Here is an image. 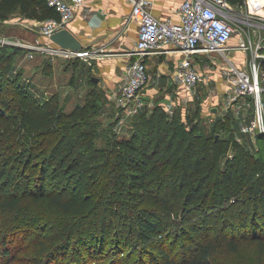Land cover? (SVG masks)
Here are the masks:
<instances>
[{
	"label": "trees",
	"instance_id": "trees-1",
	"mask_svg": "<svg viewBox=\"0 0 264 264\" xmlns=\"http://www.w3.org/2000/svg\"><path fill=\"white\" fill-rule=\"evenodd\" d=\"M248 2L263 14L264 0ZM14 10L30 20L58 17L45 0H0V23ZM21 51L7 46L0 57V264H97L110 236L117 245L110 263L126 264L119 255H133L131 235L137 264H213L205 216L202 225L179 229L185 246L173 252L169 234L180 202L186 212L206 204L219 212L241 208L243 230L234 236L264 249V146L206 136L189 114H169L159 104L133 115L127 138H106L97 120L102 99L66 113L57 99L39 102L18 88L9 74ZM218 121L236 124L229 115ZM232 132L239 135L237 124ZM128 196L146 204L133 207ZM19 236L29 244L16 257ZM223 239L236 250L235 238Z\"/></svg>",
	"mask_w": 264,
	"mask_h": 264
},
{
	"label": "built area",
	"instance_id": "built-area-1",
	"mask_svg": "<svg viewBox=\"0 0 264 264\" xmlns=\"http://www.w3.org/2000/svg\"><path fill=\"white\" fill-rule=\"evenodd\" d=\"M45 1L58 17L41 21L24 18L22 24L36 37L27 40L0 36V57L2 49L7 46L23 50L27 60L41 55L50 63L56 59L89 61L102 55L99 49L72 50L50 41L53 33L68 27L85 0ZM127 1L131 4V11L125 23L137 24V40L134 48L126 54L134 58L121 85L110 96L121 108L123 117L135 115L145 105L140 92L148 81L147 56L183 55L174 69L173 80L190 96L195 94L198 86H206L210 81V76L196 61V57L203 56L212 63L211 68L218 65L217 58L221 60L219 73L225 82L222 116L229 115L238 131L254 140L258 135H264V36L260 31L257 33L262 25L255 21L262 19L264 14H254L248 0L245 9L229 0H182L172 9L176 19H159L151 12L148 0ZM235 35L237 40L231 43ZM236 54L240 55L239 59ZM17 71L13 68L11 74ZM165 109L172 114L169 108ZM236 138L242 142L240 137Z\"/></svg>",
	"mask_w": 264,
	"mask_h": 264
},
{
	"label": "rangeland",
	"instance_id": "rangeland-1",
	"mask_svg": "<svg viewBox=\"0 0 264 264\" xmlns=\"http://www.w3.org/2000/svg\"><path fill=\"white\" fill-rule=\"evenodd\" d=\"M245 1L246 0L238 2L243 9L246 7ZM7 20L9 23H0L1 37L27 40H32L36 37L34 32H31L24 27L22 24L24 17L18 12V10H14ZM255 21L262 25L261 29H257V33L260 31L262 34L261 36H264V17ZM234 39H236V35L234 36ZM19 50L21 51V49ZM79 61L71 64L62 59H56L50 63L41 55H36L34 59L27 60L24 57V52L22 50L14 56L10 63L11 70L17 68V73L11 74L10 72L9 75L23 93L28 92L27 94L35 97L39 102H45L49 99L55 98L59 103V107L66 113L70 112L77 105H84L85 103L89 105L93 98L98 97L102 99L104 108L100 111L97 120L102 126L103 133L106 134V138L108 136H114L112 133L116 134L117 138H127L131 128V121L136 116L123 117L124 114H122L121 108H119L106 93H100L99 89L91 84L90 77L92 72L90 71L88 75L85 76L81 65H78L80 63ZM216 62L218 65L213 67L214 72L212 73L208 84L206 86H198L193 96L188 95L186 92H181L178 96L172 94L173 90L177 89L176 86L173 84L170 85V82L167 79L168 77L156 74L157 65L152 68L148 67V86L147 84L145 86H147V88L154 87L155 90L157 89V92L154 94L149 93L153 94L152 101L145 104V111L149 112L155 104H159L164 108H169L172 113L175 111L181 114L182 117L189 114L194 121L200 122L206 136L221 138H229L231 136L235 139H237L236 137H240L243 139L241 140L244 142V145L248 148H252V150L263 147L264 143L260 140L256 141L251 139V141L255 143L249 141L250 139H247V134L240 132H238V136L233 134L232 130H235L236 124L230 122L229 125L228 123L218 121L220 118L223 119L224 117L222 116L224 113L221 111V108L225 86L223 87V85H220L217 76V70L221 60L217 58ZM74 64L77 65L74 66ZM110 124H112L111 128L109 127ZM102 140V137L96 140L97 147L102 146ZM132 192H135V190H132ZM169 196L171 195H168L167 197ZM127 198H133L130 201V204L133 207L146 204L141 198H135L134 196H128ZM172 200L174 201L175 199L172 197ZM178 204L179 208L177 211L178 214L175 216L174 229L170 231L169 234V242H172L174 246L173 252H181L182 246H185L184 242L187 238L185 235L186 233H181V230L179 229L183 226L187 227L191 223L200 226L203 224V216H205L208 228L212 226L210 236L216 244V249L212 257L213 264H264V249H260L255 242H251L248 239L240 241L234 236L237 232L243 230L241 222L245 217V212L242 211L241 208L236 209L235 207H228V209H226L225 207L222 212H219L215 209H207L209 204H206L204 207H201L204 210L197 209L192 210L191 212H186L183 210V202ZM252 210L249 212L248 217L253 215ZM51 214L59 215L61 212L57 209H53L51 210ZM125 233L128 234L127 231H125ZM224 237L227 239L235 238L238 241L235 251L229 250L224 245ZM130 239L133 244V255L129 259H125V257L121 255H119V258H122L120 259L121 261H126V264H137L136 260L139 250L137 240L132 235L130 236ZM18 240L20 251L17 252L16 257L22 256L24 249L26 248L25 245L27 246L29 244L23 241L24 239L22 236H19ZM114 240L115 238L113 236L108 237L106 248L102 253L103 258L98 260L97 264H112L110 263V260L114 259L115 255L111 250L117 247ZM167 245H169V243H167ZM127 252H129L128 249H126V253ZM144 257L145 256H143V258ZM15 263L16 262L10 264Z\"/></svg>",
	"mask_w": 264,
	"mask_h": 264
},
{
	"label": "crops",
	"instance_id": "crops-1",
	"mask_svg": "<svg viewBox=\"0 0 264 264\" xmlns=\"http://www.w3.org/2000/svg\"><path fill=\"white\" fill-rule=\"evenodd\" d=\"M148 1L150 2L151 12L159 19L168 17L176 19L172 9L178 7L182 2V0ZM130 11L131 4L127 0H85L83 8L78 10L67 27L79 39L83 49L101 50L102 55L96 58L89 61H76L80 62L78 65H81L85 76L90 71L92 72L90 78L98 79V82L94 83L96 88L106 93L109 98L111 93L121 85L127 67L134 58V56L130 57L126 54L134 48L137 40V24L132 21L125 23V18L129 16ZM40 39L46 41L44 38ZM236 40L237 37L234 39L233 36L231 43H235ZM183 57L181 54H168V56L153 54L145 58L147 69L157 65L156 74L168 77L170 85L176 86L177 89L173 90L172 94L177 96L181 92H185V89L173 80V72ZM236 58L239 59L240 55L236 54ZM76 61L70 63L73 64ZM196 61H198L202 70L211 77L214 72L213 68L210 67L212 63L208 62V59L203 56L196 57ZM76 65L74 64V66ZM217 71L220 85L224 87L225 82L219 73V68ZM147 86L142 88L140 95L145 102L150 103L152 95L157 92V89L155 90L154 87L147 88ZM247 139L251 141L253 138L248 136Z\"/></svg>",
	"mask_w": 264,
	"mask_h": 264
},
{
	"label": "water",
	"instance_id": "water-1",
	"mask_svg": "<svg viewBox=\"0 0 264 264\" xmlns=\"http://www.w3.org/2000/svg\"><path fill=\"white\" fill-rule=\"evenodd\" d=\"M50 41L63 48L78 50L82 49V44L78 38H76L67 28L59 30L50 36ZM94 83L98 82V79H91ZM261 135H258V137Z\"/></svg>",
	"mask_w": 264,
	"mask_h": 264
},
{
	"label": "bare ground",
	"instance_id": "bare-ground-1",
	"mask_svg": "<svg viewBox=\"0 0 264 264\" xmlns=\"http://www.w3.org/2000/svg\"><path fill=\"white\" fill-rule=\"evenodd\" d=\"M249 8H250V5H249ZM250 9H251V8H250ZM251 11H252V10H251ZM252 12H253V11H252ZM254 14H257V13L254 12ZM262 15H263V14H262Z\"/></svg>",
	"mask_w": 264,
	"mask_h": 264
}]
</instances>
